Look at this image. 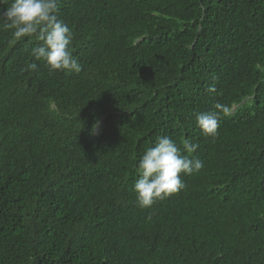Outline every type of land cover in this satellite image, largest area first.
<instances>
[{
	"label": "trees",
	"instance_id": "obj_1",
	"mask_svg": "<svg viewBox=\"0 0 264 264\" xmlns=\"http://www.w3.org/2000/svg\"><path fill=\"white\" fill-rule=\"evenodd\" d=\"M59 16L79 73L22 71L39 41L0 26V264H264V0H60ZM161 134L203 167L141 208L134 166Z\"/></svg>",
	"mask_w": 264,
	"mask_h": 264
},
{
	"label": "clouds",
	"instance_id": "obj_2",
	"mask_svg": "<svg viewBox=\"0 0 264 264\" xmlns=\"http://www.w3.org/2000/svg\"><path fill=\"white\" fill-rule=\"evenodd\" d=\"M59 4L60 0H0V6H6L0 7V20L3 21L0 26L12 30L16 41L25 37L39 41L30 49L34 60L22 71L35 72L38 68L36 61H44L50 72H81L82 66L71 48L73 32L60 18ZM227 114L228 108L216 103L214 110L197 113L195 122L204 136L215 137L222 116ZM98 128L99 121L93 125V131ZM198 148L199 144L190 139L185 138L178 145L164 134L156 136L151 145L145 146L134 166L137 178L132 187L138 206L150 208L157 200L183 189L182 175L199 172L203 167V162L191 155Z\"/></svg>",
	"mask_w": 264,
	"mask_h": 264
}]
</instances>
